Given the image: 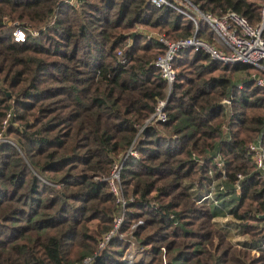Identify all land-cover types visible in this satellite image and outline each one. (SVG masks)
I'll list each match as a JSON object with an SVG mask.
<instances>
[{
    "label": "trees",
    "instance_id": "1",
    "mask_svg": "<svg viewBox=\"0 0 264 264\" xmlns=\"http://www.w3.org/2000/svg\"><path fill=\"white\" fill-rule=\"evenodd\" d=\"M190 1L251 23L264 3ZM193 30L149 0H0V264H130L122 239L99 249L120 162L138 264H264V180L248 149H264L261 72L179 50L168 91L159 38ZM198 35H212L204 21ZM163 99L167 119H150Z\"/></svg>",
    "mask_w": 264,
    "mask_h": 264
},
{
    "label": "built area",
    "instance_id": "2",
    "mask_svg": "<svg viewBox=\"0 0 264 264\" xmlns=\"http://www.w3.org/2000/svg\"><path fill=\"white\" fill-rule=\"evenodd\" d=\"M66 1L70 4H75L77 2V0ZM149 1L156 7H170L174 11L188 17L194 24L193 33L188 37L176 41H168L164 37L159 38L166 46V50L156 58L155 64L159 67L161 75L167 83L168 91L175 80V70L173 67L174 56L177 51L185 49L203 52L208 55L210 60L221 62L225 65H251L261 72V75L252 74L251 78L253 82H255L257 86L264 88V3L260 7L259 20L256 23H251L243 15L231 10L226 11L222 15L203 12L190 0ZM200 21H204L207 24L212 33L211 40L198 35ZM25 38L26 33L22 28H17L14 31V39L16 41H24ZM224 101L230 102L227 99ZM165 105L166 99L159 100L150 119L162 122L165 121L167 119L164 112ZM6 123L7 121L4 122V125H6ZM3 138L2 131L0 133V140ZM248 149L252 154L257 170L261 172L264 180V149L259 138L252 142L248 146ZM130 153L136 155L135 152ZM122 163L123 162L116 163L112 168L110 176L106 178L110 185V191L115 196L120 210L114 219L112 229L101 239L99 249L107 247L115 237L128 242L129 247H131V239H133L131 234L128 235L121 232L124 219L123 213L125 212L127 203L132 201V198H125L121 189ZM237 176L238 178H242L241 174ZM235 185L236 188L239 189L237 183ZM208 196H210V194ZM95 255H97V253ZM95 255L86 257L81 262L74 264H90L94 260Z\"/></svg>",
    "mask_w": 264,
    "mask_h": 264
},
{
    "label": "rangeland",
    "instance_id": "3",
    "mask_svg": "<svg viewBox=\"0 0 264 264\" xmlns=\"http://www.w3.org/2000/svg\"><path fill=\"white\" fill-rule=\"evenodd\" d=\"M208 40H211V37ZM222 223H223V221H222ZM230 235H231V240L233 242H238V241H241L242 239H245V237L239 236L237 234H232V232L230 233ZM131 241H132L131 247H129V245H128V248H127L126 252L124 253V259H126L128 262L130 261V263H132V264H138L140 262V260L142 258H144L146 255L143 252L142 248H140V246H138V244L135 240L133 241V239H131Z\"/></svg>",
    "mask_w": 264,
    "mask_h": 264
},
{
    "label": "water",
    "instance_id": "4",
    "mask_svg": "<svg viewBox=\"0 0 264 264\" xmlns=\"http://www.w3.org/2000/svg\"><path fill=\"white\" fill-rule=\"evenodd\" d=\"M223 103L226 105V107L228 108V102L227 101H223ZM264 217V215H263Z\"/></svg>",
    "mask_w": 264,
    "mask_h": 264
}]
</instances>
